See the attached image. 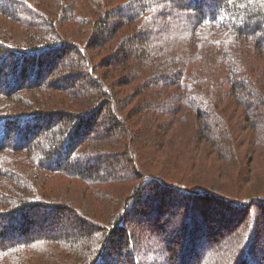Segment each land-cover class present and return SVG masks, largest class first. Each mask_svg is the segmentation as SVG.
<instances>
[{"label":"trees","instance_id":"16d2710c","mask_svg":"<svg viewBox=\"0 0 264 264\" xmlns=\"http://www.w3.org/2000/svg\"><path fill=\"white\" fill-rule=\"evenodd\" d=\"M0 94V264H264V0H0Z\"/></svg>","mask_w":264,"mask_h":264},{"label":"rangeland","instance_id":"374dc122","mask_svg":"<svg viewBox=\"0 0 264 264\" xmlns=\"http://www.w3.org/2000/svg\"><path fill=\"white\" fill-rule=\"evenodd\" d=\"M16 1H18V2H22V0H16ZM25 1V3L27 4V2H28V0H24ZM144 21H146L145 20V18L144 19H142V22H144ZM123 31V30H122ZM166 40V39H165ZM164 40V41H165ZM165 44V43H164ZM163 45H161V47H162ZM107 49L106 50H104V52H103V54H105V55H107ZM104 55V56H105ZM99 57H102V56H99ZM84 62H88L86 59L84 60ZM89 63V62H88ZM83 65V64H82ZM85 68V67H84ZM84 68H81V67H77V68H72L71 70L73 71V70H75V74H82V73H84L86 70L84 69ZM64 70V72H66L68 69L66 68V69H63ZM102 70H105V69H101V72H102ZM62 71V70H61ZM14 76L15 75V72H14V70L11 68V66H7V67H4V69H3V73H1V76L3 77L1 80H6L5 78H7L8 76ZM119 75H123V73H119L118 72V74L116 75V77L115 76H111V78H110V83H111V85H113L114 84V82H115V79L117 78V76H119ZM12 80V79H11ZM10 80V81H11ZM66 85V84H65ZM79 90H82L81 88H79ZM27 94H29L28 92H26ZM4 95V96H3ZM0 117H3L4 119H6V118H11L12 116H20V115H22V114H24V110L25 109H23L22 111L20 110L19 112H14V109L12 108V105H11V102H10V100L6 97V94H0ZM27 96V95H26ZM29 99H30V102H29V100H28V102H29V104H25L26 105V107L27 108H29V107H35V108H37L38 107V103H37V99L35 98V97H33V95H29ZM23 112V113H22ZM28 112H30V109H28ZM153 117H159V118H164V113L163 114H160V116L159 115H156L155 114V116H153ZM264 120V119H263ZM263 120H261V121H263ZM186 134V133H185ZM188 135L186 134V138H185V140L182 142L181 140H176L177 141V143H178V147L179 146H181V144L183 145L184 143H188L189 141H190V137H187ZM246 152V151H245ZM4 153V155H6V156H8V158H11V161L12 160H14L16 157H15V154H14V152L13 151H9V152H3ZM18 161V160H17ZM122 165L124 166V167H126V166H128L127 165V163L126 162H122ZM124 167L122 168V169H120V170H116L115 169V174H114V176L115 177H112V179H108V180H111V181H114V180H121L122 179V176H121V172H125L126 173V169H124ZM259 166H257V168H258ZM126 170V171H122V170ZM207 170H208V168L206 167V166H204V170H203V172H201V174L200 175H198L197 177H198V180L200 181V180H207L209 177H212L213 178V173L212 172H207ZM258 172H260L261 173V175H262V177H263V175H264V164L262 165V166H260L259 167V169H258ZM197 177H195L194 179H197ZM118 189H120V188H118ZM121 190V189H120ZM118 194V190H113L112 192H109L107 195H105L104 197H106L107 196V198H109V199H113V198H115L116 197V195ZM80 197L81 198H84V196H82V194L80 193V192H76V193H74V195H73V198L74 199H76L77 201H79V199H80ZM90 201V198H86L85 199V202H89ZM114 202H115V199H114ZM88 205H90V204H88ZM91 206V205H90ZM115 206V205H114ZM113 208H115V207H113ZM165 210H167V212H168V214H173L172 212H170V211H174V209L172 208V207H168L167 209H165ZM164 211V210H163ZM175 212H177V214H180V216L183 214L182 212H183V210H180L179 209V211H175ZM69 223H72V220L71 219H65V225H67V224H69ZM128 227H130V228H136V234H137V237L138 238H140V239H143V240H145V238L149 235V236H151V233L152 232H150V231H148L147 229H140V230H138V228L136 227V225H133V224H128ZM261 231H263V230H261ZM263 237H264V235H263ZM262 240H264V238L262 239ZM141 245H143V244H141ZM135 248L138 250V247H136L135 246ZM152 252L153 251H151L150 252V258H152L153 257V254H152ZM125 253V252H124ZM146 253H148L147 251H145V249L142 251V253H141V255L142 256H144ZM147 257V256H146ZM113 263V262H112ZM115 264V263H114Z\"/></svg>","mask_w":264,"mask_h":264}]
</instances>
